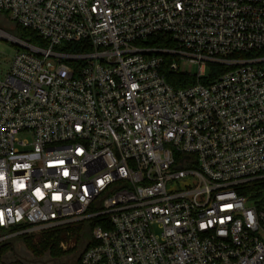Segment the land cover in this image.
Here are the masks:
<instances>
[{
  "label": "built area",
  "instance_id": "obj_1",
  "mask_svg": "<svg viewBox=\"0 0 264 264\" xmlns=\"http://www.w3.org/2000/svg\"><path fill=\"white\" fill-rule=\"evenodd\" d=\"M0 17L43 42L0 29L17 46L0 228H21L0 243L97 221L81 264H264V0H0Z\"/></svg>",
  "mask_w": 264,
  "mask_h": 264
},
{
  "label": "trees",
  "instance_id": "obj_2",
  "mask_svg": "<svg viewBox=\"0 0 264 264\" xmlns=\"http://www.w3.org/2000/svg\"><path fill=\"white\" fill-rule=\"evenodd\" d=\"M13 25H15L14 31L18 38L33 45L43 44L33 31L16 24ZM190 82L192 81L189 80ZM260 185L261 188H264V183ZM97 225V221H93L90 224H72L36 234L18 235L15 238L0 243V264H27L24 262L25 259L19 255L17 246L14 245L16 241H19L23 245L29 258L32 259L31 263L39 264L42 260L48 258L50 261L58 264H81L83 251L92 245L91 230ZM19 231H21V228H13L11 230L0 228V236ZM63 243L68 246L66 250L61 247ZM73 243L74 245H72Z\"/></svg>",
  "mask_w": 264,
  "mask_h": 264
},
{
  "label": "rangeland",
  "instance_id": "obj_3",
  "mask_svg": "<svg viewBox=\"0 0 264 264\" xmlns=\"http://www.w3.org/2000/svg\"><path fill=\"white\" fill-rule=\"evenodd\" d=\"M14 26L15 25L8 22L5 17H0V29H2L4 32L8 33L10 36L17 37V34L14 31ZM16 51H17V46L14 45L13 40L9 39V37L0 39V81L5 79V77L8 73V70H9L11 59H12L13 55L16 53ZM184 69L187 72H190L192 74H196L198 71V68L196 66L185 65ZM211 70L216 72L218 70V67L210 66V65L207 66V69H206V75L207 76H209ZM14 245L17 246V251L19 252V255L25 259V261H24L25 263L34 264V263L30 262V261H32V259L29 258L28 254L25 251V248L23 247L22 244H20L19 241H16ZM63 245L66 248L68 247L67 244H65V243ZM72 245H74V243ZM26 260H27V262H26ZM39 264H58V263L50 261L48 258H46V259L42 260V262H40Z\"/></svg>",
  "mask_w": 264,
  "mask_h": 264
},
{
  "label": "bare ground",
  "instance_id": "obj_4",
  "mask_svg": "<svg viewBox=\"0 0 264 264\" xmlns=\"http://www.w3.org/2000/svg\"><path fill=\"white\" fill-rule=\"evenodd\" d=\"M5 37H7V35H5Z\"/></svg>",
  "mask_w": 264,
  "mask_h": 264
}]
</instances>
